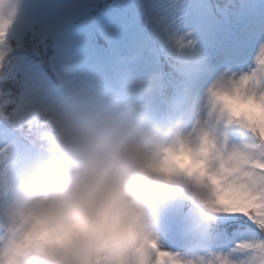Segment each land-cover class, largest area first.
I'll use <instances>...</instances> for the list:
<instances>
[{"label": "clouds", "instance_id": "clouds-1", "mask_svg": "<svg viewBox=\"0 0 264 264\" xmlns=\"http://www.w3.org/2000/svg\"><path fill=\"white\" fill-rule=\"evenodd\" d=\"M16 0H0V69ZM194 43L190 50L196 56ZM13 157L0 145V264H264V250H215V221L243 214L264 228V43L253 66L225 70L194 99L168 105L147 85L72 84L23 99ZM246 134L234 143L230 130ZM182 193L205 243L162 245L158 217Z\"/></svg>", "mask_w": 264, "mask_h": 264}, {"label": "rangeland", "instance_id": "rangeland-1", "mask_svg": "<svg viewBox=\"0 0 264 264\" xmlns=\"http://www.w3.org/2000/svg\"><path fill=\"white\" fill-rule=\"evenodd\" d=\"M105 1L16 0L14 24L9 35L12 46L10 53L13 61H11V64H6V61L4 67L0 69V90L10 94V90L7 89L4 81L13 79L12 76L16 77L15 74L18 70L24 69L23 72L27 74V82L23 85L21 95L13 98L21 101L32 94L38 93L45 96L46 88H48L49 92L50 90L54 91L50 93L51 97L56 96L55 92H57V89L60 91L64 90L60 89L62 82L57 72L53 73L55 82H57L53 87L50 85L51 80L44 74L42 69L35 68L34 73H31L34 66L43 59L63 60L64 65L62 67L67 71L71 68L70 73L73 75L76 84L112 88H123L137 83L146 84L148 98L152 100L155 96L152 90L159 87L162 79L159 63L170 61L171 64L182 67L181 63L184 64V61L192 59L193 61H189L188 67L194 72L198 67L199 61L207 62L214 69L216 67L215 73L207 71L210 76L201 83L190 84L187 91L179 83L180 88L185 93L179 97H173L171 103L186 102V100L189 101L201 93L221 72L228 70L239 73L249 70L253 66L255 54L259 50L260 45L264 43L263 21L258 33L253 32L254 39L252 42L255 45L251 47L244 62L235 68H229L213 56L214 50L210 39L214 25L208 14H205L202 18L198 14L196 16H184L182 17L183 22L179 24L178 28L171 18L169 22L167 21L172 7L177 3H183L184 0H113L111 8L101 13H96L101 8L99 3ZM207 1L193 0L195 3H208ZM212 2H215V0H212ZM256 2V0H244L246 6L248 4L252 7L250 8L251 10L256 8ZM216 7L220 10V5L216 4ZM130 11L134 16H138L141 21L144 18V12L147 11L154 21L155 34L148 37L145 34L148 28L144 24L138 28H130L131 19L128 17ZM76 21H79L82 25L78 28H73ZM259 22H261L260 17ZM95 26L105 32L112 40L113 46L110 43V48L116 56L114 63L119 64L118 70L123 75V82L125 83L119 80L121 75L111 74L113 68L109 64L108 58L98 54L99 51H96L97 54L90 53L89 49L92 48V45L87 43L86 35ZM160 30H165L168 35L164 45L161 44L162 42L159 41L157 36ZM176 31L181 35L184 32H191L196 37V44L194 49L191 50L196 53V56H191L190 50H180L175 40L169 39L170 32ZM49 41H53V46L49 51H46ZM166 42H171L173 48ZM167 44L168 47H165ZM144 54H146V57ZM27 67L29 69H25ZM64 86L65 88L67 87L65 84ZM184 96L185 101H182ZM157 103L159 104V102ZM3 121L8 124L7 121ZM14 136L12 130L3 125L0 119V145L11 142L10 150L12 156H23L26 147L23 148L15 144L13 141ZM230 137L234 143H241L246 139L245 137L237 136L231 130ZM170 198L171 200L167 201L166 206L158 217L157 228L162 245L173 250H191L194 247H187L195 244V242L188 239L186 243H181V241L177 242V238L182 235L181 233L200 222V213L191 205L187 196L181 197L178 193H175ZM185 201L188 203L187 209L182 210V206L186 203ZM177 210H179V213H177ZM172 213L174 214L173 217ZM233 219L221 216L215 222L225 226L224 224L226 223H232ZM247 228V230L237 233L235 241L226 242L225 246L215 248V250H231L237 257L244 255L235 246L237 241L255 238L256 231L252 227Z\"/></svg>", "mask_w": 264, "mask_h": 264}, {"label": "snow or ice", "instance_id": "snow-or-ice-1", "mask_svg": "<svg viewBox=\"0 0 264 264\" xmlns=\"http://www.w3.org/2000/svg\"><path fill=\"white\" fill-rule=\"evenodd\" d=\"M211 13V4H208L206 2L195 3L193 2V0H184L183 3H177L176 5H174L170 10L169 15L173 23L176 24L178 28L179 24H182V17L184 16H196L198 14L199 17L202 18L205 14ZM192 37L193 34L191 32H184L181 35L178 31H176L170 32L169 34V39L175 40L176 45L180 50H183L184 47L192 46V44L194 43ZM0 119L7 121L11 129L16 132L17 125L22 123L24 119L23 100L17 101L10 94L5 93L3 90H0ZM225 216L234 218L233 222L229 225L230 227H235L241 222H250V227H252L254 231H256L255 238L250 239L253 241L250 247L264 250V228L258 227L256 223H254L246 215L243 214Z\"/></svg>", "mask_w": 264, "mask_h": 264}, {"label": "trees", "instance_id": "trees-1", "mask_svg": "<svg viewBox=\"0 0 264 264\" xmlns=\"http://www.w3.org/2000/svg\"><path fill=\"white\" fill-rule=\"evenodd\" d=\"M147 17H149V16H147ZM158 26L160 27V25H158ZM157 36L159 37V41L162 42L161 44L164 45L165 44V39H166V37H168V35L165 32V30L158 31ZM166 43H169L170 47L173 48L171 42H166ZM50 46H51V44H48V47H50ZM165 47H168V44L165 45ZM8 58L12 59L11 53H9ZM6 64H11V62H7ZM12 78H13V76H12ZM4 82H6L7 89H9V88L13 89L15 87V85H16V82H15L14 79H10L9 81L7 80V81H4ZM4 88H5V86H4ZM247 224H250V222H247ZM247 224H245V223L244 224H237L235 227H230L229 226L230 223L224 224L225 226L219 225V224H214L212 234H214L216 231L219 233L218 236L214 239V241H217V240H219L221 238H223L224 240L232 239V236H234V234L233 233H229V232L231 230L237 229V228H239L241 226H246ZM247 226H249V225H247ZM227 231H229V232H227Z\"/></svg>", "mask_w": 264, "mask_h": 264}]
</instances>
